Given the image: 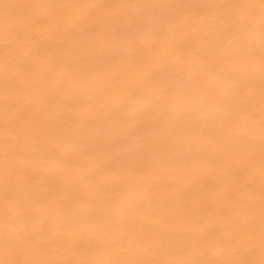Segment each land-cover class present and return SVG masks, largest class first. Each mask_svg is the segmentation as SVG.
I'll return each instance as SVG.
<instances>
[{"label": "bare ground", "instance_id": "obj_1", "mask_svg": "<svg viewBox=\"0 0 264 264\" xmlns=\"http://www.w3.org/2000/svg\"><path fill=\"white\" fill-rule=\"evenodd\" d=\"M0 264H264V0H0Z\"/></svg>", "mask_w": 264, "mask_h": 264}]
</instances>
